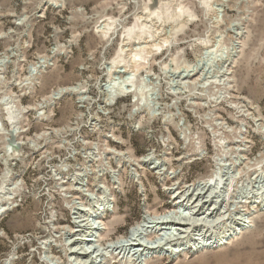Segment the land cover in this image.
Here are the masks:
<instances>
[{"label":"rangeland","instance_id":"374dc122","mask_svg":"<svg viewBox=\"0 0 264 264\" xmlns=\"http://www.w3.org/2000/svg\"><path fill=\"white\" fill-rule=\"evenodd\" d=\"M178 1L187 24L170 38L159 24L139 51L148 34L128 30L150 0H0V186L17 185L0 217V264L10 256L13 264H77L66 234L78 229L76 217L87 227L103 217L94 242L105 248L174 209L171 188L185 191L216 171L228 206L218 205L222 218L208 236L196 231L181 247L106 261L264 264V0H168L172 10ZM205 38L213 46L195 45ZM133 60L135 91L119 89L103 107L104 86L122 81L118 70ZM236 216L243 227L220 240Z\"/></svg>","mask_w":264,"mask_h":264},{"label":"bare ground","instance_id":"6f19581e","mask_svg":"<svg viewBox=\"0 0 264 264\" xmlns=\"http://www.w3.org/2000/svg\"><path fill=\"white\" fill-rule=\"evenodd\" d=\"M203 2L208 7L209 4H207V2H209V1L203 0ZM176 5H177V9L175 8L176 10H174V9L172 10V5L170 2H168V0L167 1H165V0H150L148 6H146L142 12L139 11L141 13L138 16L136 15L137 16L136 24L134 26H132L131 28L128 27L129 28L128 36H130V37H136L141 33L142 34H148V36L143 37V39H141V37L140 38L138 37V43L140 45L138 44L139 47L137 49L139 51H147L146 49L148 47H150V44H149L150 41L148 39L149 38L153 39L156 37V35L159 34V32L157 30L160 29L159 28L160 26L162 27V23L166 22V26L164 29L163 28L161 29V32H165L168 35V37L171 35L176 36L178 33V28L187 24L186 19H188V18L184 19L183 17H184L185 12L188 11V9H186V7L182 4V2L178 1V3ZM173 6L175 7V5H173ZM110 21L107 22L106 24H104V26H102V28L105 27V29H106L107 27H109V24H111ZM159 24H160V26H159ZM124 25H126V24H124ZM137 28H139L140 30L138 32H134L135 29H137ZM164 39H166V37ZM165 42H167V41H165ZM194 43H195V45L202 44V46L204 45L205 47L213 46L212 45L213 43H212L210 38L198 39V40H195ZM126 49H128V48H126ZM126 49L123 46V49L121 52L122 53L125 52ZM136 55H138V53H136ZM118 58L119 59L112 62V65L110 67L111 68L110 72H112L113 68L118 67L116 65L117 63H120L123 61V59L121 58L120 55L118 56ZM199 61L200 60H198V62L195 65L193 64V65H190L187 67L189 73L192 71H195L196 67L199 65ZM129 63H127V65H125L124 71L118 70L119 72H124L127 74V75H125V77L122 81L119 80L118 78H113L109 82L110 84H109L108 90H106L105 86H104L103 91H106L109 94V97H108L107 101L104 102L105 104L103 105V107L112 105L114 103L117 95L119 94L118 93L119 89L122 90L123 93H127V94L135 91L136 88L134 87L135 86L134 81L136 79V75H137V72L139 70L140 63H138V60H133ZM200 63H201V61H200ZM206 72H203V73H206ZM190 75L191 74H188L187 77H190ZM112 77H113V75H112ZM185 82H186V80H185ZM182 84H183V82H182ZM188 84L189 83H187L185 85H188ZM61 92H64V91L61 90ZM59 94H60V92H57L56 94H53V96L56 97ZM11 108H8V111H7L9 114L8 115V124H10L12 127L16 128L15 120H14V116L12 114L13 112H12ZM3 129L7 130V128H3ZM152 159H153V157L148 156L143 161L149 162ZM157 164H158V162H157ZM221 175L222 174H220V172L216 171L215 174L210 179L208 178V180H202V181H199L195 184L189 185L185 191L180 192L179 190H177V188L176 189L174 187L171 188V191H172L173 195L176 196V201H177L176 202L177 205L175 206L174 209H171L170 211L162 213L160 215L157 214L156 216L153 214L155 217H150L149 219H143V220L139 221L138 223H136L135 225L132 226V228L129 230L127 235H125V236L123 235L118 240L110 242V244L105 248H101V247L96 248L95 245L97 243L95 244V242H94V236L97 233H99V235H100L99 231L103 230V228L101 229V227L99 225H97V223L99 221L101 222L103 217H101V216L98 217L97 222L95 221L94 223H91L90 226L88 225L89 227H87V225L84 224V220H80V218L76 217L75 223H76V227L79 230L78 229L73 230V231L70 230V231L66 232V234H68L71 237V239L69 241L70 246H72V247L74 246V248H71V250H69L71 257H74V259L77 260V264H110V262L108 263L106 261V259H113V258H115V255H117L118 257H120L121 263L122 262L128 263V262L138 260L140 257L142 258V256L149 254V253H152V252H163L165 250L167 251L170 248L169 246H171V248H172V246L181 247L184 244H186V242L188 240L194 239L193 234H194V232L196 233V231H200V234L205 235V237L208 236L207 232L211 233L210 226L215 225V224L217 225L219 223L218 221L222 218L220 207L218 205L223 204V206H225V207L228 206V203H226V200H225L226 199L225 195L222 194V192L224 190L223 191L221 190L223 188L222 187L223 186V178ZM16 188H17V185L8 187V185L3 184L0 186V217H2L6 212H8L11 209V207L13 206V203H14L13 200H14V196H15L14 193L16 192ZM106 201H107V199H106ZM182 207H184L185 210L180 211V209H179V211H178V208H182ZM209 219H213V220H209ZM214 219H216V220H214ZM236 220L238 222H236V224H234V226L232 225L233 227L230 226L231 228H229V230L224 231V233L222 235L223 237L219 238L220 240H222L223 238H226L225 236H229V235H232L233 233L238 232L239 228H240V227L238 228V226L243 227V222L246 221L245 218L239 219L238 217ZM240 220H243V222H241ZM103 225H105L104 221H103ZM105 230H106V228H105ZM78 232H80V233H78ZM85 232L87 233L86 236L81 235L82 233H85ZM103 233H104V230H103ZM101 235H103V234H101ZM78 236H82L83 239L78 238ZM50 242L51 241H45L42 244L45 247H47V246H49ZM222 243H225V241L219 242V245ZM101 250H103L104 252L101 253L100 252ZM13 261H14V256H10L4 261L3 264H13Z\"/></svg>","mask_w":264,"mask_h":264},{"label":"water","instance_id":"95a60500","mask_svg":"<svg viewBox=\"0 0 264 264\" xmlns=\"http://www.w3.org/2000/svg\"><path fill=\"white\" fill-rule=\"evenodd\" d=\"M12 138H14V139H17V137H16V136H14V135L12 136ZM9 141H10V140H8V142H9ZM20 147H21V145H20ZM20 147H19V148H20Z\"/></svg>","mask_w":264,"mask_h":264}]
</instances>
